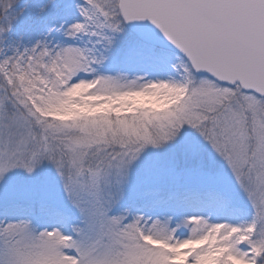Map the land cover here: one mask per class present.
Listing matches in <instances>:
<instances>
[{
    "label": "snow or ice",
    "instance_id": "1",
    "mask_svg": "<svg viewBox=\"0 0 264 264\" xmlns=\"http://www.w3.org/2000/svg\"><path fill=\"white\" fill-rule=\"evenodd\" d=\"M0 264H264V0H0Z\"/></svg>",
    "mask_w": 264,
    "mask_h": 264
}]
</instances>
